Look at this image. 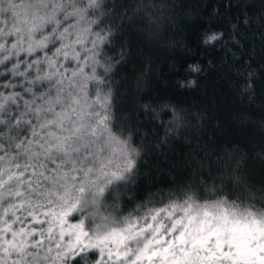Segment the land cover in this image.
<instances>
[{
  "label": "snow or ice",
  "instance_id": "6c2138e0",
  "mask_svg": "<svg viewBox=\"0 0 264 264\" xmlns=\"http://www.w3.org/2000/svg\"><path fill=\"white\" fill-rule=\"evenodd\" d=\"M170 6L0 0V264H264V188L253 192L231 154L221 163L203 151L179 191L149 193L126 214L122 194L113 192L132 183L143 153L131 146L132 133L113 131L109 76L122 61L105 59L104 48L125 22L144 14L158 24ZM257 23L264 27V11ZM143 110L156 112L148 104ZM170 111L169 123L182 127L181 113ZM200 188L216 198L201 200Z\"/></svg>",
  "mask_w": 264,
  "mask_h": 264
},
{
  "label": "trees",
  "instance_id": "16d2710c",
  "mask_svg": "<svg viewBox=\"0 0 264 264\" xmlns=\"http://www.w3.org/2000/svg\"><path fill=\"white\" fill-rule=\"evenodd\" d=\"M168 3L158 24L150 25L141 14L134 23L117 28L111 45L104 48L105 59L122 61L109 76L116 98L113 131L121 138L132 133L131 146L143 153L132 183L113 189L122 194V214L149 193L179 191L181 181L197 170L194 161L204 159L203 151L212 153L210 160L221 157V163L230 154L233 163L242 160L241 174L253 192L259 195L264 188V27L257 23L264 11L261 0ZM246 18L251 20L248 25ZM110 22L112 18L105 19L101 27ZM221 33L213 44L204 43L206 35ZM250 73L253 87L245 93ZM145 104L156 112H145ZM173 107L181 113L180 128L169 123ZM166 129L172 132L161 144ZM216 171L214 166L213 175ZM131 196L135 199L129 200ZM199 196L216 198L203 188ZM107 202L112 203L111 197Z\"/></svg>",
  "mask_w": 264,
  "mask_h": 264
},
{
  "label": "rangeland",
  "instance_id": "374dc122",
  "mask_svg": "<svg viewBox=\"0 0 264 264\" xmlns=\"http://www.w3.org/2000/svg\"><path fill=\"white\" fill-rule=\"evenodd\" d=\"M70 223H76V222H78V221H74V222H72V221H69Z\"/></svg>",
  "mask_w": 264,
  "mask_h": 264
}]
</instances>
